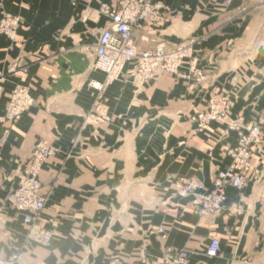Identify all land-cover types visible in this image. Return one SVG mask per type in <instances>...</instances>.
I'll use <instances>...</instances> for the list:
<instances>
[{
	"label": "crops",
	"instance_id": "crops-1",
	"mask_svg": "<svg viewBox=\"0 0 264 264\" xmlns=\"http://www.w3.org/2000/svg\"><path fill=\"white\" fill-rule=\"evenodd\" d=\"M115 1L0 0V16L20 17L15 40L0 34V256L21 249L17 264L113 256L159 264L172 247L190 251L187 264H264V124L245 185L227 187L224 209L199 215L198 195L174 194L181 176L211 190L237 142L228 123L264 117V0H151L162 4L161 18L133 30L137 50L189 45L203 78L158 73L141 84L131 66L110 83L93 67L94 29L108 22L98 8ZM16 86L34 103L10 121ZM213 95L229 99L227 115L198 131L194 117ZM42 140L56 149L39 173L45 207L35 222L52 232L48 244L27 236L11 205L18 173ZM161 226L163 236L154 233ZM212 236L220 240L214 257L204 253Z\"/></svg>",
	"mask_w": 264,
	"mask_h": 264
},
{
	"label": "built area",
	"instance_id": "built-area-1",
	"mask_svg": "<svg viewBox=\"0 0 264 264\" xmlns=\"http://www.w3.org/2000/svg\"><path fill=\"white\" fill-rule=\"evenodd\" d=\"M230 2L231 0H223L224 4ZM161 7L160 2L151 0H117L100 4L98 13L105 15L108 22L94 29L97 40L93 67L106 74L104 83L120 78L128 66L132 67L136 81L140 84L153 80L158 73L173 75L187 81L203 78L198 59L192 54L189 45L182 43L170 50L162 46L137 50L133 30L145 19L159 20ZM19 24V16L7 13L0 20V30H5L8 37L15 40ZM182 67L185 69L181 70ZM228 102L229 99L226 96H211L207 101L206 109L194 117L197 130H205L211 121L223 120L227 115ZM33 103L34 98L29 90L24 86H16L10 93L5 119L17 120ZM263 122V116L247 124L229 122L228 127L237 132V142L234 146L227 148L226 153L231 158V162L227 168L217 171L212 181V189L200 192L204 189L201 179L196 176H181L176 181L174 194L183 198L198 195L199 204L196 212L199 215L215 214L224 209L227 187L242 189L245 185L247 173L251 167L250 157L252 152L260 147ZM55 152L56 149L46 140L38 141L32 152L31 161L19 171L18 184L12 193L11 205L22 215L23 223L29 227L27 236L43 244L50 242L52 232L40 228L35 222L45 207V198L39 192L41 189L39 173L43 163ZM227 209L233 211L232 208ZM234 210L237 211V209ZM154 233L163 236L165 228L158 227ZM219 251L220 240L212 236L204 253L214 257L219 254ZM23 256L24 252L16 249L8 257L0 256V264H17ZM140 257L147 263L144 247H141ZM189 258L188 249L165 247L159 264H187ZM104 264H121V259L113 256Z\"/></svg>",
	"mask_w": 264,
	"mask_h": 264
},
{
	"label": "rangeland",
	"instance_id": "rangeland-1",
	"mask_svg": "<svg viewBox=\"0 0 264 264\" xmlns=\"http://www.w3.org/2000/svg\"><path fill=\"white\" fill-rule=\"evenodd\" d=\"M8 12H6V11H3L2 12V14H1V16H0V20H2L3 18H4V15L5 14H7ZM9 14H11V15H13L12 13H9ZM0 34H4V35H7L6 33H5V30H0ZM8 36V35H7ZM105 74V73H104ZM105 78H106V74H105ZM264 124V123H263Z\"/></svg>",
	"mask_w": 264,
	"mask_h": 264
}]
</instances>
